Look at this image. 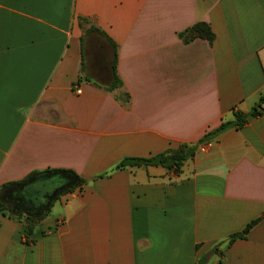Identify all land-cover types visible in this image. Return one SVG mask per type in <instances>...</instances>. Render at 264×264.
Wrapping results in <instances>:
<instances>
[{"label": "crops", "instance_id": "crops-1", "mask_svg": "<svg viewBox=\"0 0 264 264\" xmlns=\"http://www.w3.org/2000/svg\"><path fill=\"white\" fill-rule=\"evenodd\" d=\"M262 94L264 0H0V186L86 180L27 236L26 210H0V264H264V102L178 173L113 169L197 143Z\"/></svg>", "mask_w": 264, "mask_h": 264}, {"label": "trees", "instance_id": "trees-1", "mask_svg": "<svg viewBox=\"0 0 264 264\" xmlns=\"http://www.w3.org/2000/svg\"><path fill=\"white\" fill-rule=\"evenodd\" d=\"M189 30L193 32L195 35L206 36L209 39L212 38V33L210 29L202 23L195 24L194 26L190 27L188 31ZM115 56L116 54L114 51L113 61H112V82L110 83V85L105 87L107 90H112L115 87L121 85V82L115 72ZM127 100H128V95L124 97V101ZM262 102H264V94L260 95L258 101L250 111L246 113H243L241 111H234L233 120L222 122L214 130L206 132L195 144H181L176 148H169L163 152H160L158 154L149 157H125L122 160H120L114 166L113 169L115 170V169H123L132 166L153 165V166H162L166 169L172 170L175 173H178L181 170L184 162L190 159L194 155L198 144H200L203 141L211 139L212 137L216 136L217 134H219L220 132L224 131L229 127H236V128L242 127L246 123L249 116H255L259 113L258 108L260 107ZM68 172L69 171L58 170V169H46L43 171L30 173L21 181L4 183L2 186H0V210L8 209L10 213L13 212V207L8 206L6 204L7 195L9 194V190L12 189V187L16 185H21L35 176L53 175V174L61 175L64 173L67 174ZM99 176L101 177L103 175H99ZM85 182H86L85 179L81 178L75 173H72L70 179L67 180V182L65 181L63 188L61 190H58L39 212L26 211L24 212V214H20L18 217L25 227L26 236L33 233L37 223L49 212L50 207L52 206V203L55 199H57L60 195L66 192L72 191L77 187H81ZM257 221H258L257 219L253 220L249 224H247V226L241 232L231 234L227 239L226 245L229 246L237 238H244L247 235L250 228ZM204 263H206L205 258H200V260H198V264H204Z\"/></svg>", "mask_w": 264, "mask_h": 264}, {"label": "flooded vegetation", "instance_id": "flooded-vegetation-1", "mask_svg": "<svg viewBox=\"0 0 264 264\" xmlns=\"http://www.w3.org/2000/svg\"><path fill=\"white\" fill-rule=\"evenodd\" d=\"M68 175L58 174L38 176L33 183L16 185L12 189L14 193L7 195V203L16 209H24L30 212H39L49 199L65 184L64 178Z\"/></svg>", "mask_w": 264, "mask_h": 264}, {"label": "water", "instance_id": "water-1", "mask_svg": "<svg viewBox=\"0 0 264 264\" xmlns=\"http://www.w3.org/2000/svg\"><path fill=\"white\" fill-rule=\"evenodd\" d=\"M60 176V174H58ZM64 178V177H63ZM65 180H67V178H64ZM63 188V186H61V188H59V190H61Z\"/></svg>", "mask_w": 264, "mask_h": 264}, {"label": "built area", "instance_id": "built-area-1", "mask_svg": "<svg viewBox=\"0 0 264 264\" xmlns=\"http://www.w3.org/2000/svg\"><path fill=\"white\" fill-rule=\"evenodd\" d=\"M76 92H80L79 88H76Z\"/></svg>", "mask_w": 264, "mask_h": 264}, {"label": "rangeland", "instance_id": "rangeland-1", "mask_svg": "<svg viewBox=\"0 0 264 264\" xmlns=\"http://www.w3.org/2000/svg\"><path fill=\"white\" fill-rule=\"evenodd\" d=\"M7 206V205H6Z\"/></svg>", "mask_w": 264, "mask_h": 264}]
</instances>
